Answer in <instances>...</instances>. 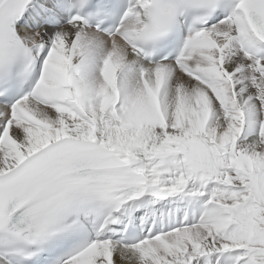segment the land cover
Here are the masks:
<instances>
[{"label": "snow or ice", "instance_id": "6c2138e0", "mask_svg": "<svg viewBox=\"0 0 264 264\" xmlns=\"http://www.w3.org/2000/svg\"><path fill=\"white\" fill-rule=\"evenodd\" d=\"M0 264H264V0H0Z\"/></svg>", "mask_w": 264, "mask_h": 264}]
</instances>
